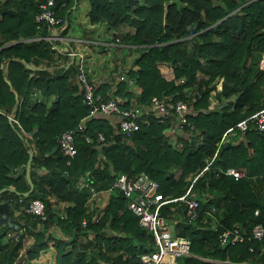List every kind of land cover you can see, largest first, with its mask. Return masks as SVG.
<instances>
[{
	"label": "trees",
	"instance_id": "16d2710c",
	"mask_svg": "<svg viewBox=\"0 0 264 264\" xmlns=\"http://www.w3.org/2000/svg\"><path fill=\"white\" fill-rule=\"evenodd\" d=\"M38 1L0 0V188H28L24 173H16L28 150L32 182L26 195L0 192L8 215L17 210L24 224L20 231L17 221L8 225L0 217V235L13 230L0 246V264L17 257L26 234L32 240L23 248L25 259L38 255L50 240L55 264H141L138 255L153 249L151 238L123 206L125 197L114 189L101 208L86 211L84 206L89 187L103 190L118 174L139 171L158 183L165 198L182 194L190 183L188 196L198 204V216L191 221L184 217L182 202L160 205L159 214L172 231L190 241V255L169 257L164 264H264V236L257 240L250 235L254 224L264 228V130L252 123L234 127L264 100V0H86L88 21L104 20L112 29L126 26L128 30L113 34V41L117 38L136 51L130 65L120 69L125 77L117 74L94 84V94L119 97L123 107L144 104L152 95L184 98L194 130L188 135L169 132L167 119L157 122L145 114L126 137L106 118L91 117L74 136L76 152L68 164L58 151L57 135L75 128L88 107L73 61L59 55L62 62L51 64L55 50L44 38H31L49 33L46 23L34 21ZM77 1L53 0L61 19L54 27L59 35L65 33L68 9ZM157 64L170 67L171 78L163 77ZM127 80L137 92L129 90ZM230 126L233 141L223 140L216 148ZM231 166L244 175L233 179L214 174L217 167ZM33 198L43 203V219L23 210ZM56 201L69 204L59 213L52 209ZM232 225L244 238L220 244L217 234ZM53 226L62 236L47 233Z\"/></svg>",
	"mask_w": 264,
	"mask_h": 264
},
{
	"label": "built area",
	"instance_id": "2783aa9c",
	"mask_svg": "<svg viewBox=\"0 0 264 264\" xmlns=\"http://www.w3.org/2000/svg\"><path fill=\"white\" fill-rule=\"evenodd\" d=\"M37 8L38 11L34 14L35 22H44L47 27L53 28L60 24L61 19L55 15L53 0H40L37 2ZM53 31L55 33H51L50 31L48 38L60 42H67L71 39L56 34V30ZM32 38L39 39L42 38V36H33ZM114 39L118 41L117 38ZM61 48L65 51V54L70 57L71 61H73L75 81L80 89L82 100L88 107L86 115L79 120L75 128L64 129L57 135L56 143L58 151L65 157V164L69 163L70 158L76 152L74 142V136L77 134L76 132L82 128L83 122L91 117L106 118L113 126H116V130L120 134L126 137L138 128V119L145 114L153 115L157 122H162L167 119L170 125L169 132H181L183 130L185 131V135L192 133L193 125L187 121L189 108L184 98L180 97L167 100L163 97L152 95L144 104L132 103L124 107L119 106L122 102V99L119 97L112 96L107 99L99 98L98 95L94 94V84L87 78L84 67V55L76 49L63 48V45ZM127 82L131 83L130 80H127ZM32 94L35 96V92ZM248 123H252L254 128L259 131L264 130V100L259 109L237 121L234 127L243 129ZM231 133H233V131L230 126L222 132L216 143V148L225 140V137ZM82 137L84 140H89L88 136L83 135ZM96 137L98 140L103 139V135L100 132L96 133ZM179 144V142L176 143L177 146H179ZM214 154L215 152L212 153L209 159H205V165L202 169L210 164ZM219 173L229 175L233 179L244 175L241 169L234 167H225L223 170L214 172L215 175ZM192 180L193 179H191V181ZM111 187L117 189V191L125 197L126 208L136 216L137 224L150 234L153 249L138 255L141 264H164L169 257L190 255V241L188 237L175 234L169 222L165 220L158 211L160 205L166 201H179L184 204L183 213L187 221L197 218V201L192 196H188L190 184L182 194L165 198L162 197L161 193L158 191V183L145 172L139 171L132 175L125 173L118 174L112 181ZM88 190L90 195L96 193L92 187H89ZM23 210L41 219L44 218L43 203L37 198L30 199L26 206L23 207ZM255 212L256 210H254V213ZM80 223L82 226L85 225L84 218L80 220ZM250 235L257 240L262 238L264 236L263 226L259 223L254 224L250 229ZM243 238V231L234 225L223 229L217 234V240L220 244H232L235 241H241ZM223 262L228 261L225 260ZM237 264L246 263L239 262Z\"/></svg>",
	"mask_w": 264,
	"mask_h": 264
},
{
	"label": "crops",
	"instance_id": "0c3cea01",
	"mask_svg": "<svg viewBox=\"0 0 264 264\" xmlns=\"http://www.w3.org/2000/svg\"><path fill=\"white\" fill-rule=\"evenodd\" d=\"M82 1L84 0H78L76 3H73L71 5V7L75 6L77 3H82ZM87 2V1H86ZM87 5H88V2H87ZM88 10V8H87ZM86 10V11H87ZM86 11L84 12V15L86 16ZM88 20V19H87ZM98 22H102L105 24L106 28L108 29H111L112 30V35L111 37L113 38V34H117L121 31H126L128 30V28L126 26H120L119 28L117 29H112L110 27H108L105 23L104 20H99V21H96V22H92L90 23L89 22V26L91 27L92 24L94 23H98ZM67 30L68 28L66 29L65 33L62 35V36H69V34L67 33ZM53 33V30L52 32ZM50 33H48L47 35H34V37H37V36H42V38H44L45 40H47V42L49 43V46L51 49L55 50L54 51V54H55V59H53V62H51V64H60L62 62V58L61 57H66L67 55L65 54V51L62 50L61 46L63 45V48H72V49H75L74 47L76 46H79L80 44H77L75 43L74 41H79V42H82V43H85L86 46H88V48L91 47V45H93V43H96V44H100L99 46L101 47V49L103 50V47L104 45H106L107 43L104 41V40H95L93 39V37L87 35V34H83V36L81 38H78V39H75V38H71L68 42H60V41H57V40H53L51 38H48V35ZM56 34L57 31H56ZM59 35V34H58ZM117 36V35H116ZM33 37V36H32ZM31 37V38H32ZM103 41V42H102ZM115 42V41H114ZM74 43V44H73ZM116 43H120L119 41L116 42ZM121 45H124L126 46L129 51L132 50L131 46L129 44H124V43H120ZM84 46V45H83ZM61 48V49H60ZM59 55L61 57H59ZM69 59V62L71 61L70 57L68 56L67 57ZM264 58V57H263ZM89 59L90 58H87V56L85 57L84 55V67H85V70H86V73H87V78L93 83V84H96L100 81H104V80H108V79H111V78H116V75L117 74H121L120 76L122 78L125 77V75L122 73V72H117V70L114 68V69H110L108 67V69H106L105 67H100L98 64H103L102 61H97V62H89ZM264 61V59H263ZM261 62L262 66H264V62ZM50 64V65H51ZM161 65H164V64H157V68L159 69V66ZM30 66V65H28ZM105 68V69H104ZM52 68H50L51 70ZM116 72H115V71ZM170 70V71H169ZM169 70H167V74H165V76L167 77L166 79H168V74L170 72L171 76H172V72H171V68H169ZM161 73V72H160ZM161 75L163 76V74L161 73ZM171 76H169V78H171ZM164 77V76H163ZM127 79V78H126ZM70 82H74V80L70 81ZM127 85H131V87L129 86V90H132L133 92H136L137 91V87H135L133 84L131 83H128L127 82ZM215 87L216 89H219L220 88V82L218 81L216 84H215ZM35 92V91H33ZM187 92V95L189 94L190 95V92L191 90L190 89H187L186 90ZM213 93L210 94V97L209 99L211 100V104L214 100L213 98ZM35 95H36V92H35ZM33 96V94H32ZM193 125V124H192ZM194 130V126H193V129L192 131ZM231 139L233 141V133L227 135L225 137V140L227 139ZM232 167V166H231ZM224 168H219L217 167L215 169V171L217 170H223ZM40 171V170H38ZM220 174V173H219ZM224 175V174H223ZM229 176V175H227ZM25 179V178H24ZM192 182V181H191ZM77 183L80 185L83 183V176H80L78 178V181ZM190 184V183H189ZM188 184V185H189ZM115 188L113 187H109V188H106V189H103V190H98L96 191V193L94 194H89L88 195V198L86 199L85 203H84V206H85V210L86 211H90L92 208H96V209H99L103 206V204L106 202V198L108 196V194L113 191ZM117 190V189H116ZM89 191V190H88ZM69 203L67 201H56L53 206H52V209L56 212H61L62 211V208L66 205H68ZM125 206V204L123 205ZM126 207V206H125ZM7 216L12 218L14 221H17V228L21 229L23 228L24 224L22 222V219L18 216V212L17 210H14L12 211L11 215H8L7 213ZM19 222V224H18ZM2 222H0V227L2 226ZM47 233L53 235V236H62L59 228L57 226H53V227H50L47 229ZM13 235V230H10L6 233H4L2 236L0 235V246L3 245L5 242H7L8 239L11 238V236ZM91 236V235H89ZM32 240V237L31 235L29 234H26L24 235L23 237V246L21 248L18 249V255L17 257L10 263V264H55V250L52 246V243L51 241H47V245L45 248H43L41 251H39L38 255H36L35 257L31 258V259H25L23 257V248L26 244H28L29 242H31Z\"/></svg>",
	"mask_w": 264,
	"mask_h": 264
},
{
	"label": "rangeland",
	"instance_id": "374dc122",
	"mask_svg": "<svg viewBox=\"0 0 264 264\" xmlns=\"http://www.w3.org/2000/svg\"><path fill=\"white\" fill-rule=\"evenodd\" d=\"M87 8L88 5L86 0L82 1V3H77L73 7L70 6L66 15V22L64 23V25H68L67 33L69 36L67 37L78 39L81 38L83 34H87L93 37L95 40H104L107 44L104 45L102 50L99 46L100 44L93 43V45L88 48L85 43L74 41L75 43L80 44L74 48L85 55V57L87 56V58H90L89 62L102 61L103 64L98 65L100 67H105L106 69H108V67L110 69L115 68L117 72H119L122 67L129 66L132 58L136 54V51L133 49L129 51L126 46L114 42L113 38L111 37L112 30L106 28L104 23H94L90 27L89 21L87 20L88 18L84 15V12L87 10ZM52 30H54V28L49 27V33L50 31L52 32ZM169 68L170 67L164 64L159 66L158 70L165 78H167L165 74H167L166 71L169 70ZM167 76L168 78L171 76L170 72ZM171 137L172 136H170V138Z\"/></svg>",
	"mask_w": 264,
	"mask_h": 264
},
{
	"label": "water",
	"instance_id": "95a60500",
	"mask_svg": "<svg viewBox=\"0 0 264 264\" xmlns=\"http://www.w3.org/2000/svg\"><path fill=\"white\" fill-rule=\"evenodd\" d=\"M126 2H127V4H133L134 0H126ZM53 33H55V32L53 31ZM30 158H31V150H28L27 151V157H26V160L24 162V165L23 166H19L17 168V171H16V173H20V172L24 173V178L26 180L28 188L25 191H23V192H18L13 187L8 186V187H1L0 188V192L3 191V190H8V191L14 192L15 194H21V195L28 194V192L32 189V182H31L30 177H29ZM7 212H8L7 203L4 202V201L0 202V217L5 219L7 221V223H8V225H11L12 223H16V221H14L12 218L7 216Z\"/></svg>",
	"mask_w": 264,
	"mask_h": 264
}]
</instances>
